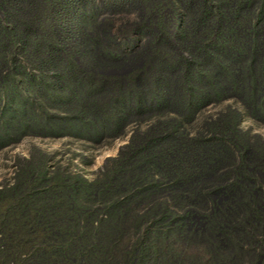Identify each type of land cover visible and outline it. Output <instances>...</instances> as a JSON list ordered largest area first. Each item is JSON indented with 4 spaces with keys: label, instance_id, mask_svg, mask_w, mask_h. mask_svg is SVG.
Masks as SVG:
<instances>
[{
    "label": "trees",
    "instance_id": "obj_1",
    "mask_svg": "<svg viewBox=\"0 0 264 264\" xmlns=\"http://www.w3.org/2000/svg\"><path fill=\"white\" fill-rule=\"evenodd\" d=\"M66 14L71 50L52 20ZM228 99L242 115L189 138L196 105ZM158 113L175 115L93 182L40 154L0 191V264L43 243L47 264H264V141L240 130L264 126V0H0V149L26 135L98 146Z\"/></svg>",
    "mask_w": 264,
    "mask_h": 264
},
{
    "label": "rangeland",
    "instance_id": "obj_2",
    "mask_svg": "<svg viewBox=\"0 0 264 264\" xmlns=\"http://www.w3.org/2000/svg\"><path fill=\"white\" fill-rule=\"evenodd\" d=\"M66 20L52 18L54 25L58 30V38L66 49L71 50L72 45H75L77 40L74 29H65V27L72 28L74 26L73 15L66 14ZM132 19V16L130 17ZM139 42V46L136 50H139L143 44H145V38L141 37L139 33H134L129 37L130 43ZM125 49L128 51L131 49L130 45H127ZM34 75H38L39 71L32 69ZM38 79V78H37ZM3 84H8L6 76L1 77ZM14 85L19 89L23 86L19 80H14ZM198 113L195 121L198 127L189 130V138H194L199 128L204 122H211L218 120L225 111L233 110L242 115V106L228 99L222 102H216L210 100L203 106H197ZM16 110H19L17 108ZM39 114L46 115L42 110H38ZM175 114L165 115L158 113L151 118H147L141 121H130L125 127V133L113 141L103 143L98 146H93L89 142L76 140L69 136H63L56 138L53 136L37 137L26 135L19 142L6 145L0 149V191L13 190L20 183V177L22 173L30 166L35 164L39 159V155L43 154L46 157V163L44 168L51 174L56 172L64 173H77L88 182H93L100 177L104 169L110 165L109 160L115 159L119 156L122 150L128 148L136 135V133H142L147 129L153 127V125L159 121L164 122L167 118H173ZM53 116L59 121L65 119L66 114L61 111H53ZM240 130L248 133L251 136L258 137L264 141V126L258 127L254 125L252 120L247 117H243L240 123ZM83 158L89 159L90 164H85ZM76 227V235L84 230L83 225ZM97 222L93 224V228H97ZM55 229V227H53ZM57 234L61 237L69 240L70 234L65 229L64 223L57 226ZM75 235V236H76ZM3 239V233H0V242ZM76 247L79 245L74 243ZM37 249V254H31L30 251H23L20 255V261L22 264H47L50 259L46 256L49 253L48 246L43 243ZM43 256V257H42ZM16 259H12L10 264H17ZM33 262V263H32Z\"/></svg>",
    "mask_w": 264,
    "mask_h": 264
}]
</instances>
